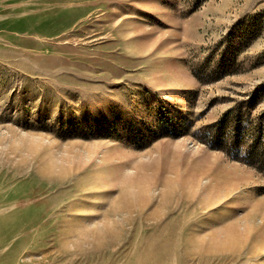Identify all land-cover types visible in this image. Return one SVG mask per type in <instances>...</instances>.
<instances>
[{
	"label": "rangeland",
	"instance_id": "obj_1",
	"mask_svg": "<svg viewBox=\"0 0 264 264\" xmlns=\"http://www.w3.org/2000/svg\"><path fill=\"white\" fill-rule=\"evenodd\" d=\"M253 97L264 0H0V264H264Z\"/></svg>",
	"mask_w": 264,
	"mask_h": 264
},
{
	"label": "trees",
	"instance_id": "obj_2",
	"mask_svg": "<svg viewBox=\"0 0 264 264\" xmlns=\"http://www.w3.org/2000/svg\"><path fill=\"white\" fill-rule=\"evenodd\" d=\"M215 72L213 75L223 71L220 69ZM199 80L202 81L200 77ZM256 102L253 97L235 104L216 123L204 129V136L207 137L210 149L225 153L231 159L264 173V114L256 122L250 121ZM248 131L253 132L250 145L243 148V135Z\"/></svg>",
	"mask_w": 264,
	"mask_h": 264
}]
</instances>
